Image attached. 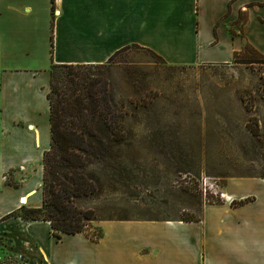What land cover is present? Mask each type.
I'll return each mask as SVG.
<instances>
[{"label": "crops", "instance_id": "crops-1", "mask_svg": "<svg viewBox=\"0 0 264 264\" xmlns=\"http://www.w3.org/2000/svg\"><path fill=\"white\" fill-rule=\"evenodd\" d=\"M130 45L152 50L169 66L229 64L246 46L264 56V0H0V264H20L19 254L28 264H264V205L255 210L257 197L229 192L232 178L224 202L204 205L198 222L101 221L96 242L82 233L56 239L48 222L18 215L20 197H26L24 207L42 205L51 65L102 64ZM8 174L16 185L6 182ZM245 198L250 201L241 206L230 204ZM209 208L229 210L247 225L249 259L235 256L232 234L218 235L222 213L210 226V251L172 233L179 224L202 223ZM154 222L168 228L150 226ZM110 223L114 236L105 229Z\"/></svg>", "mask_w": 264, "mask_h": 264}, {"label": "rangeland", "instance_id": "rangeland-1", "mask_svg": "<svg viewBox=\"0 0 264 264\" xmlns=\"http://www.w3.org/2000/svg\"><path fill=\"white\" fill-rule=\"evenodd\" d=\"M239 57L254 62L169 66L135 48L122 51L105 62L111 90L122 112H126L125 126L135 140L134 148H128L126 153L134 155L136 171L141 175L145 170L148 176L147 186L136 190L135 198L145 204L141 207L147 205L153 214L162 212L160 215L173 217L182 216V209L186 208L185 212L196 216L201 204H197L195 196L184 202L164 204V199H172L165 187L187 176V186L195 187L194 191L200 193L201 198L212 193L224 200L229 178L223 187V180L208 173L197 174L200 170L217 167L230 174L264 176V56L247 46ZM40 107L42 133L46 136L44 100ZM189 140L194 144L193 151ZM231 180L229 192L257 197L255 210H262L264 183L252 178ZM6 182L16 185L18 180L8 174ZM102 198L87 200L85 206L98 207L102 213L99 206ZM228 211L206 209L202 223L179 224L181 226L174 228L181 230L172 233L185 235L192 242L197 240L199 246L210 251V226L215 213H218L216 217L222 213L225 226L220 227L218 235L232 234L235 242L231 249L235 256L249 259L245 250L249 245L247 225ZM117 223L118 227L130 224ZM154 223L150 226L168 228L164 222ZM115 226L113 223L105 226L108 236L112 233L114 236ZM217 262L221 259L217 258Z\"/></svg>", "mask_w": 264, "mask_h": 264}, {"label": "trees", "instance_id": "trees-1", "mask_svg": "<svg viewBox=\"0 0 264 264\" xmlns=\"http://www.w3.org/2000/svg\"><path fill=\"white\" fill-rule=\"evenodd\" d=\"M131 48L143 50L165 63L152 50L137 45L117 50L107 62ZM244 49L234 54L233 62H254L239 57ZM105 66V63L51 65L45 95L50 142L42 156V205L40 208L20 206L18 215L24 220L48 222L50 234L56 239L62 234L82 233L91 242L102 237L101 227L94 225L100 221H200L204 205H220L224 200L212 193L201 198L195 187L187 186V176L165 187L172 199H164L162 203L184 202L195 196L197 204H201L196 216L185 212L186 208L182 209V216L153 214L151 207H141L145 204L135 198L136 190L147 186L148 176L145 170L141 175L136 171L134 155L126 153L128 148H134L135 140L125 126L126 112H122L115 99ZM188 145L195 150L190 140ZM216 168L200 170L197 174L208 173L219 178L224 181L223 187L227 178L256 177ZM107 196L115 198H102ZM100 198L103 199L99 204L102 213L98 207L85 206L87 200ZM248 201L250 198L232 200L230 204L238 207Z\"/></svg>", "mask_w": 264, "mask_h": 264}, {"label": "built area", "instance_id": "built-area-1", "mask_svg": "<svg viewBox=\"0 0 264 264\" xmlns=\"http://www.w3.org/2000/svg\"><path fill=\"white\" fill-rule=\"evenodd\" d=\"M24 198H25V200H24ZM18 204L20 206H24V204H26V197H20L18 199ZM17 260L19 261L20 264H28L27 260L21 254L17 255Z\"/></svg>", "mask_w": 264, "mask_h": 264}]
</instances>
